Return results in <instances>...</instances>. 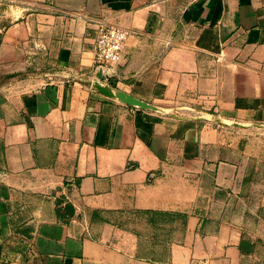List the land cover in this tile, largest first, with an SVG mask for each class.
Wrapping results in <instances>:
<instances>
[{"label":"crops","instance_id":"0c3cea01","mask_svg":"<svg viewBox=\"0 0 264 264\" xmlns=\"http://www.w3.org/2000/svg\"><path fill=\"white\" fill-rule=\"evenodd\" d=\"M27 2L0 24V71L22 77L0 87V264H264L240 135L264 129V0ZM100 22L130 32L105 83L158 110L89 83ZM32 37L59 71L29 75Z\"/></svg>","mask_w":264,"mask_h":264},{"label":"rangeland","instance_id":"374dc122","mask_svg":"<svg viewBox=\"0 0 264 264\" xmlns=\"http://www.w3.org/2000/svg\"><path fill=\"white\" fill-rule=\"evenodd\" d=\"M27 0H0V24L1 23H13L20 20L23 15L27 12L28 9H22L23 7H33L34 10H42V6H30L27 4ZM29 11H32L31 8H29ZM69 22L72 23L69 25ZM80 22L74 21L72 17H70L69 20H66L64 32L65 33H71V35L77 36L76 32L78 30V25ZM54 36L55 37H61V29H55ZM32 32V30L30 31ZM30 36H32L30 34ZM34 36V35H33ZM97 38V37H96ZM38 39V38H37ZM96 41V40H95ZM32 44L31 47L28 49L27 55L28 56H35V58H41L44 62H35V64H31V66L28 68L29 75H35V74H43L44 72H48L47 69L50 70V72H57L59 71L57 65H55L53 62L55 59V54L51 52L48 47V45L43 42L42 40L38 39L37 42L33 40V37L31 38ZM50 52V53H47ZM52 57H51V56ZM43 57H50V59H53L52 62H48V60H45ZM49 65V66H47ZM52 67V68H51ZM96 71L100 70L98 67H95ZM12 74V73H10ZM8 74H5V70L0 71V87H7L10 83H13L16 81V79L22 78L20 76V73L14 77L7 78ZM25 75V76H29ZM94 81L98 80L97 74L94 73ZM48 77V76H47ZM46 77V78H47ZM45 78V77H44ZM91 80V79H90ZM89 80V81H90ZM93 81V80H92ZM105 83V81H104ZM240 135L243 140H246V147L248 151V155L251 156L250 163L261 164L264 166V129L258 128V127H250L246 129L240 130Z\"/></svg>","mask_w":264,"mask_h":264},{"label":"built area","instance_id":"2783aa9c","mask_svg":"<svg viewBox=\"0 0 264 264\" xmlns=\"http://www.w3.org/2000/svg\"><path fill=\"white\" fill-rule=\"evenodd\" d=\"M130 32L120 26L100 22L95 41L94 62L101 70L113 69L121 62Z\"/></svg>","mask_w":264,"mask_h":264},{"label":"water","instance_id":"95a60500","mask_svg":"<svg viewBox=\"0 0 264 264\" xmlns=\"http://www.w3.org/2000/svg\"><path fill=\"white\" fill-rule=\"evenodd\" d=\"M19 73H12L8 74L6 77H14L18 75ZM97 78L96 81H89V83L92 85L94 89H96L101 94L110 97V98H117L123 103H126L128 105L137 106L144 109H155L158 110L159 108L155 105L144 101L134 95H132L129 92H126L124 90L118 89L116 87H113L107 83H104L109 78V75L105 73L103 70H98L97 72Z\"/></svg>","mask_w":264,"mask_h":264},{"label":"trees","instance_id":"16d2710c","mask_svg":"<svg viewBox=\"0 0 264 264\" xmlns=\"http://www.w3.org/2000/svg\"><path fill=\"white\" fill-rule=\"evenodd\" d=\"M145 214L151 216L152 221L159 219L160 217L163 218L164 214L156 211H144Z\"/></svg>","mask_w":264,"mask_h":264}]
</instances>
